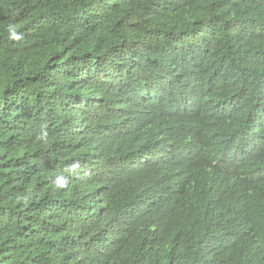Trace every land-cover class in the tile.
<instances>
[{
	"label": "trees",
	"instance_id": "trees-1",
	"mask_svg": "<svg viewBox=\"0 0 264 264\" xmlns=\"http://www.w3.org/2000/svg\"><path fill=\"white\" fill-rule=\"evenodd\" d=\"M100 129L96 210L69 177ZM233 219L264 239V0H0V264H178Z\"/></svg>",
	"mask_w": 264,
	"mask_h": 264
},
{
	"label": "clouds",
	"instance_id": "clouds-1",
	"mask_svg": "<svg viewBox=\"0 0 264 264\" xmlns=\"http://www.w3.org/2000/svg\"><path fill=\"white\" fill-rule=\"evenodd\" d=\"M72 89V87L69 88L68 92ZM51 119L55 120L56 116L53 114L48 124L51 123ZM36 129L40 128L33 127V130ZM125 158V144L119 131L115 129L92 131L89 136L86 161L93 166L79 167L69 177L72 184L70 192L72 201L79 207L103 210L109 202V191L112 189V179L109 176L107 164L116 159L123 161ZM78 164L79 161L73 160L67 163V166L71 170ZM52 181L54 186L56 183L61 186L67 185L65 178L60 176V169L55 171ZM163 202L168 203L167 200ZM233 220L239 222L215 224L211 235L199 249L193 251L195 252L193 256L182 257L178 264H264L262 236L249 226L251 224L247 220ZM245 235L249 238L242 237ZM226 252L237 253L239 259L230 260L225 255Z\"/></svg>",
	"mask_w": 264,
	"mask_h": 264
}]
</instances>
